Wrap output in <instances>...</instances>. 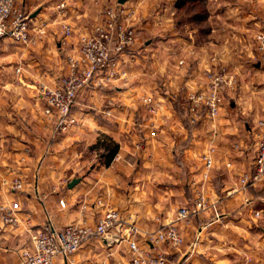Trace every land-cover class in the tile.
Returning a JSON list of instances; mask_svg holds the SVG:
<instances>
[{
	"label": "crops",
	"instance_id": "obj_1",
	"mask_svg": "<svg viewBox=\"0 0 264 264\" xmlns=\"http://www.w3.org/2000/svg\"><path fill=\"white\" fill-rule=\"evenodd\" d=\"M63 1L66 8L59 7ZM76 1L21 0L19 6L35 24H46V33L31 46L0 49V264L19 263L22 249L32 244L31 231L96 224L109 207L136 222L144 243V233L157 230L181 205L192 207L200 192L215 207L198 213L189 225L177 222L185 243L172 258L178 264H264V224L247 219L249 210L240 207L245 198L264 196V184L249 188L251 196L249 189L238 187L244 168L254 165L253 138L258 120L264 119L263 61L254 59L260 53L249 42L251 27L259 22L253 9L232 0L212 11L206 0L203 15L190 18L191 25L203 28L172 32V43L165 44L158 37L144 39L149 22L139 12L140 39L121 55L125 82L83 88L73 106L79 122L56 133L44 112L42 86L57 83L66 70L59 53L76 52L79 33L101 20L106 6L103 0ZM66 23L75 35L62 33ZM168 54L174 63L161 64ZM215 61L240 75L237 92L214 120L205 109L191 116L181 103L188 90L207 87V70ZM151 97L159 104L155 114L148 110ZM103 135L119 144L110 164L95 159L90 149ZM211 146L215 153L209 169L202 155ZM14 176L24 180L22 189L3 186V178ZM9 215L16 221L5 220ZM98 241L93 238L72 258L55 262L98 254Z\"/></svg>",
	"mask_w": 264,
	"mask_h": 264
},
{
	"label": "built area",
	"instance_id": "obj_2",
	"mask_svg": "<svg viewBox=\"0 0 264 264\" xmlns=\"http://www.w3.org/2000/svg\"><path fill=\"white\" fill-rule=\"evenodd\" d=\"M21 0H0V38L10 37L14 41L31 45L46 33V24H35L30 13L19 6ZM66 8L67 2L59 4ZM130 12L124 5H106L102 11L101 20L97 21L91 33H84L79 37L78 50L68 56L69 68L53 86H42V96L46 100L44 112L56 120V131H65L71 125L77 124L78 118L73 114L78 93L84 87L91 85L97 76L104 73L102 78L109 80L118 73L121 55L132 47L138 40V31L130 25ZM64 34L69 37L73 33L71 25L63 24ZM256 50L264 59V31L256 35ZM214 60H218L216 57ZM183 62L184 60H180ZM214 66L207 70L208 85L205 89L192 91L187 102L183 104L191 116L205 109L208 115L217 118L225 105L229 93H234L238 85V73L229 65L215 61ZM16 71L21 72V67ZM124 72H122L123 76ZM100 83H104L102 79ZM259 131L256 145V158L253 167L239 177V188L255 186L264 181V119L258 123ZM215 147L203 155L206 168H211L214 162ZM3 185L14 189L23 187L22 177L3 178ZM63 206L65 202L60 199ZM206 199L199 196L196 209H204ZM189 207L178 210L176 220H189L192 213ZM7 221H16L15 218L4 216ZM175 222V220H174ZM140 228L135 221L124 218L121 211L109 207L98 219L96 224L73 222L61 227L48 226L31 231V246L25 247L20 253L18 264H54L57 258L68 259L91 239H100L108 245L126 242L129 248L131 264H166L164 253L153 252L139 244L137 235ZM168 242L179 246L183 237L173 221L157 230L149 243L157 246L158 243Z\"/></svg>",
	"mask_w": 264,
	"mask_h": 264
},
{
	"label": "rangeland",
	"instance_id": "obj_3",
	"mask_svg": "<svg viewBox=\"0 0 264 264\" xmlns=\"http://www.w3.org/2000/svg\"><path fill=\"white\" fill-rule=\"evenodd\" d=\"M105 1H106V5H109V4H112V5H118V4L124 5V7L126 8L127 12H130V14H131L129 23H130V25L135 26L136 29H137V26H138V24H136V23L138 21L139 12H141V11L145 12L146 17H147V21L149 22V24H148V27L146 28L144 39L145 40L149 39L152 36L155 39L158 37L159 39H161L160 43H164L165 44V43H170L172 41V40H170L168 38V36L172 32H176V33L179 32L178 34L180 35L182 33L183 34L188 33L189 32V28H191V26H195L197 28L198 27L203 28V26H204L203 24L202 25L201 24L200 25H191V19L190 18L193 17L194 13L197 16L201 17L203 15V13L205 12V10H207V8H206L207 2H209L208 4H209L210 9L211 8L213 9L212 11H216V10L218 11L220 9V7L223 6L221 3L224 4V3H227V2H231L232 0H207V2H206V0H130V1L129 0H125L123 3H120L119 0H103V2H105ZM237 1H239V2L243 1L244 5H245L244 7L246 8V10H250L251 11V9H253V12L255 14L254 18L259 20V22L255 23L253 25V27H251V30L249 32V37H250V41L249 42L254 43L255 46L257 47L256 35L259 32L264 31V0H258L257 2H252L251 0H237ZM254 1H256V0H254ZM75 2H77V1L75 0ZM126 3H128V4H126ZM247 4H249V6ZM25 11L29 13V11H27V10H25ZM95 23L96 22L88 24L86 26L87 27L86 30L83 31L82 33H79L78 39L84 33L85 34L86 33H91ZM192 23H193V21H192ZM66 24L72 26V28H73L72 36L75 35L77 31L74 30L73 25L69 24V23H66ZM213 24L216 25L215 23H213ZM218 26H219V28H222L220 25H218ZM64 28H65V26L62 24L61 25L62 33L65 32ZM137 31H138V40H137V42L132 47L127 49L126 51H128L130 49L133 50L134 47L136 46V44L138 43V41L140 39V33H139L138 29H137ZM1 38H3V37H1ZM187 38L188 37H184L185 40H187ZM164 44H161V45L163 46ZM31 45H33V44H31ZM23 46L27 47L29 45H25V44L16 42L10 37L8 39L2 40V42L0 43V49L1 50H5V51L6 50H13L15 48L17 49V47H23ZM164 46H166V45H164ZM182 47H183V49L187 50V46H182ZM54 48L55 49L58 48L57 47V43L54 44ZM70 53H74V52H71V51L67 52V50H65V52H60L59 53V56L62 58V60L64 59V61L66 62V70L61 75V77L64 74H66L67 71H68V68H69L68 56L70 55ZM168 56H169V54L165 57V59L164 58L163 59L160 58L161 64H163V63L164 64L174 63V59H172V56L171 57H168ZM166 58H168V59H166ZM258 58H260L261 61H263L261 64L264 67V59L261 58L260 54L256 55L254 57L255 60L258 59ZM180 60H184V58L181 57ZM180 60H179V64H183L185 62V61L181 62ZM119 62H120L119 63V68H118V73L119 74H116L115 77H113V78H111L109 80H106L105 78H102V76H104V73H102V74H100L99 76L96 77V79L93 82V84L96 83L97 86H101V87L105 86V87H107L112 82H114L115 80H122L123 82H125L124 81L125 80L124 79L125 78L124 74L122 76V72L123 71L121 69V60ZM213 66L214 65H210L209 67L211 68ZM154 76L155 75H153V77ZM59 79H58V81H59ZM102 79L104 80V83H100V81ZM58 81H57V83H58ZM208 82H209V80H208ZM260 82L263 83L264 80L260 79ZM239 83H240V75L238 74V85H239ZM238 85L236 87V91L235 92H237ZM111 89L114 91L117 88L112 86ZM195 90L198 91L199 89H195ZM195 90H192V89L188 90V92L186 93V98L184 99L183 103H181V107L182 108H183V104L185 102H187L188 95L192 91H195ZM261 91L262 92H260V93L264 94V90L262 89ZM79 93H78V95H79ZM231 94H233V93H229L227 95V97H226L225 105H224V107H226V108L230 106V104H229L230 101L229 100H230ZM147 100H148L147 104L149 105L148 106V110L151 113H153V114L157 113L159 111V104L157 102L156 103L153 102L152 97L148 98ZM184 109L189 113V111L186 108H184ZM72 111H73V114H75L73 108H72ZM189 115H190V113H189ZM76 117H77V115H76ZM51 119H52V124H53L54 131L56 133L57 132L58 133L62 132V131H56L55 130V126H56L55 120L56 119L54 117H51ZM261 119H263V118H261ZM260 120H258V123H259ZM78 122H79V119H78L77 123ZM74 125H76V124H74ZM74 125H71L65 131L70 130ZM258 131H259V128H258ZM101 137H103V136H101ZM257 140H258V135L256 133V136L253 138V141H254V143L256 145H257ZM103 141H105L106 143H110L109 140L105 139V138H104ZM90 147H91L90 148L91 150H94V151L91 152V153H93V157L95 159L99 158L100 149H98L96 147H92V146H90ZM214 153H215V151L213 152V158H214ZM203 155H202V158H203ZM203 163H204V167H205L206 165H205L204 159H203ZM244 170H245L244 172H246V171H248V168L246 167V168H244ZM238 182H239V178H238ZM260 183L264 184V181H262ZM260 183H258L255 186H251V187H256L258 185H261ZM238 185H239L238 187H240V183H238ZM3 186L6 187V188L11 189V187H9L7 185H3ZM23 187H24V184H23ZM251 187L240 188V189L241 190L242 189L247 190V189H249ZM22 188H19V189H22ZM250 190L251 189H249V196L253 195ZM199 196H203L206 199L207 206L204 209H198V210L196 209L197 200L194 201L192 207H189L187 205H181L176 210L174 217H170L169 219L167 218V220L164 221V223L157 228V230H158L161 227H163L164 225H166L167 223H170L171 221H173V224H175L177 226L178 231L180 232V234L183 237V242L178 247L174 246L173 244L168 243V242H161V243H158L157 246L156 245L152 246L149 243V240L151 239V237H153L157 233V230H155V231H147L146 233H144L145 242L144 243H140V241H139V244L143 248H146V249H148L150 251L164 253L166 255V258H167L166 264H178L177 257L175 256L174 258H172V256L175 255L174 254L175 251H178L179 249L182 248V246L185 243V237H184L183 231L181 230V228L177 224V222H181L184 225H189L191 223L192 219L194 217H196L198 213L203 212V211L207 210L208 208H212L213 209V207H215L213 203L209 202L208 198H206L203 193L200 192L198 197ZM181 207H189L191 210L196 209V212L191 214L189 220H176L177 219L178 210ZM240 207H242V208H244L246 210H249L250 214L248 213V215L246 217L247 219H249L250 221L256 222V223L264 224V196H262V197L253 196L252 199L251 198H249V199L245 198V199L242 200V204L240 205ZM251 210H252V212H251ZM157 218L160 219L161 217H157ZM174 220H175V222H174ZM138 235H140V233ZM138 235H137V237H138ZM98 240H99L98 242L100 243V245L98 247L99 248L98 249V254L94 253L93 255L91 254V255L85 256V258H81V259L80 258H74V261H72V262L68 261L67 263L68 264H128V263L131 264L130 252H129V248H128V245H127L126 242H122L121 244H117L116 243V244H113V245H108L104 241H102L100 239H98ZM138 240H139V238H138ZM115 245H121V246L120 247H115ZM173 251H174V253L171 254ZM76 252H78V251H76ZM75 253H73V254H75ZM70 258H72V254L70 255ZM65 263H66L65 260L62 261L61 259H58L57 262H55L54 264H65Z\"/></svg>",
	"mask_w": 264,
	"mask_h": 264
},
{
	"label": "trees",
	"instance_id": "obj_4",
	"mask_svg": "<svg viewBox=\"0 0 264 264\" xmlns=\"http://www.w3.org/2000/svg\"><path fill=\"white\" fill-rule=\"evenodd\" d=\"M104 138L108 139L110 143L103 141ZM92 147L100 149L99 158L105 164H110L119 149V144L113 138L103 135V137H100Z\"/></svg>",
	"mask_w": 264,
	"mask_h": 264
},
{
	"label": "water",
	"instance_id": "obj_5",
	"mask_svg": "<svg viewBox=\"0 0 264 264\" xmlns=\"http://www.w3.org/2000/svg\"><path fill=\"white\" fill-rule=\"evenodd\" d=\"M125 0H119V2L120 3H123ZM79 179H73L72 181H71V183H70V186H73V185H75L76 183H77V181H78ZM65 264H68L67 262L65 263Z\"/></svg>",
	"mask_w": 264,
	"mask_h": 264
}]
</instances>
